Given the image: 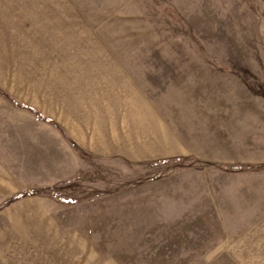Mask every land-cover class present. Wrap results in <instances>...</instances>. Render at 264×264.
Segmentation results:
<instances>
[{
  "label": "rangeland",
  "instance_id": "rangeland-1",
  "mask_svg": "<svg viewBox=\"0 0 264 264\" xmlns=\"http://www.w3.org/2000/svg\"><path fill=\"white\" fill-rule=\"evenodd\" d=\"M34 234L100 264H264V0H0V264Z\"/></svg>",
  "mask_w": 264,
  "mask_h": 264
},
{
  "label": "crops",
  "instance_id": "crops-1",
  "mask_svg": "<svg viewBox=\"0 0 264 264\" xmlns=\"http://www.w3.org/2000/svg\"><path fill=\"white\" fill-rule=\"evenodd\" d=\"M69 74H67L66 77H68ZM75 76L76 75L73 74L72 77H75ZM65 78L61 83H65L66 85L64 91L65 93H67L66 94L67 96L81 92L80 89H75L76 86L74 85L78 83L69 85L67 84L66 82L67 79ZM91 88L93 89L92 85L89 87V89ZM67 105L70 106V109L71 107H75V109L76 108L86 109L85 107H80V103H78V101L76 103L71 101ZM75 113H76L77 120L81 121L80 118H81V114H83L82 111L77 110L75 111ZM65 123L68 126V128H70L79 137V140H82L85 143V145L88 146L90 149H92L94 152L110 153V151L116 152V151H121L125 148L123 151H125L126 153L127 146H125L124 144H120V143L117 144V142L109 141L111 140V138L118 139L119 135L118 134L111 135L112 132L108 134L107 132L108 129L104 128L103 130L102 128H100V130L102 131L99 133L98 132L99 129H97V127L96 128L89 127L86 121L84 122L85 126L79 125L77 121L69 122L67 120ZM104 138H107V139H104ZM131 154L134 155V153H131ZM26 238L30 239L28 241L33 240L36 243L45 242L48 245L45 246L44 252H33L34 254H31L30 252H28L29 255L26 257L24 256L21 257V255L13 256V257L4 256L1 258L2 264H96V263L100 264L99 261L94 263L93 256H89V258H87L86 260L83 251H77V250L67 251L66 247H64V250H63L62 247H58L57 245L55 246L54 241L52 240L54 238L52 236H48V235L43 236L40 234H34V235H28V237ZM30 255H33V256H30Z\"/></svg>",
  "mask_w": 264,
  "mask_h": 264
}]
</instances>
